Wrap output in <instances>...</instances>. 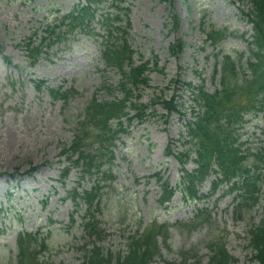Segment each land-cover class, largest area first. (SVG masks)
Returning a JSON list of instances; mask_svg holds the SVG:
<instances>
[{"label": "rangeland", "instance_id": "374dc122", "mask_svg": "<svg viewBox=\"0 0 264 264\" xmlns=\"http://www.w3.org/2000/svg\"><path fill=\"white\" fill-rule=\"evenodd\" d=\"M237 1L105 0L93 23V34L75 31L45 48L40 62L30 65L29 38L36 45L41 43L50 26L58 25L61 17L85 1L0 0V264L21 261L17 243L21 232L37 235L47 245L46 251L35 256L36 244H29L27 264L34 260L84 264V245L92 242L84 229L87 207L77 208L72 195L76 187L82 192L94 186L100 191V207L95 213L104 230L100 245L105 252L126 253L127 239L156 221L172 227L159 239L160 256L152 264H207L212 242L225 243L236 259L233 264H258L252 260L248 236L264 216V189L259 205L249 207L242 193L233 194L228 187L211 192L204 205L184 203L181 194L166 207L158 205L162 190L156 174L171 186L180 184L181 166L166 152L170 145L175 153L182 149L186 128L176 114L167 115L164 106L154 100L176 95L177 103L189 102L188 94L181 90L183 82L204 83L209 92L221 88L220 74L214 78L216 60L224 54L237 58L246 53L243 35H252V26L240 13ZM108 13L120 17L115 20L117 26L124 27L126 18L130 19L128 40L136 52V63L158 61L161 70L151 73V86L136 90L139 102L150 107V115L143 123L124 124L126 132L115 140L112 162L106 160L91 173L74 166L65 177L63 169L70 161L62 154L63 145L73 142L86 105L94 98H123L118 88L122 74L108 67L101 54L102 36L107 33L99 21ZM173 16L179 19L176 29ZM223 29L232 35L218 45L207 42L208 33ZM180 39L187 46L176 58L169 48ZM245 69L243 66L242 71L247 72ZM35 81L45 82L42 90L35 88ZM47 87L73 94L65 102L53 100ZM262 138L255 135L249 142L244 134L241 140L248 141L254 152L263 145ZM90 150L96 152L97 146ZM109 168L112 179L103 174ZM202 190L209 192L210 181ZM197 206L209 208V224L192 222ZM165 237L169 248L164 246Z\"/></svg>", "mask_w": 264, "mask_h": 264}, {"label": "trees", "instance_id": "16d2710c", "mask_svg": "<svg viewBox=\"0 0 264 264\" xmlns=\"http://www.w3.org/2000/svg\"><path fill=\"white\" fill-rule=\"evenodd\" d=\"M104 1L86 0L85 4L80 3L62 17L59 25L50 26L47 36L37 45L29 38L26 46L30 65L40 62L45 48H51L75 31L93 33V22L97 18L99 6ZM237 4L240 13L253 29V40L248 41L250 55L246 62L250 73L242 71L241 61L244 55L237 59L231 54H224L221 60H216L214 67V78L220 74L219 90L209 92L204 83L194 85L191 82H183L181 90L188 94L189 102L177 103L176 95L170 99L160 96L154 100L164 106L167 114L174 113L179 116L187 130V137L183 136V149L174 153L170 146L167 150V155L174 154L182 166L180 185L172 187L163 177L157 176L162 188L158 202L160 206L171 202L176 192H181L186 202L200 201L205 197L200 193L201 186L208 178L216 175L220 176H216L212 183L213 192L225 183H232L234 179L240 178L241 184L234 182L231 191L244 190L243 200L248 207L259 201L261 187L264 185V177L261 176L264 169V150L244 155L238 144L237 132L243 123L244 115L264 111V0H249L247 4L238 0ZM115 20H120V17L108 13L100 21L101 27L107 32V35L102 37L104 47L101 54L106 65L122 74L118 88L123 93V98L101 101L94 98L86 105L76 125L73 142L70 146L63 145L62 154L70 161L69 166L63 169L65 177L74 166L81 167L84 173H91L96 168L100 169L106 160L112 162L115 158L112 150L115 139L125 131L123 119L129 122L138 119L143 122L150 115V107L139 102L141 97L136 95V90L150 87L151 73L161 69L158 61H141L139 64L135 62V51L128 41L131 23L126 18L125 26L122 27L117 26ZM172 22L174 28H178L177 16H173ZM231 34L227 29L215 30L207 34V42L218 45ZM186 46L187 43L180 39L171 44L169 52L171 56L178 58ZM34 86L41 90L45 82L35 81ZM107 89L111 91L110 87ZM47 91L53 100L63 102L73 94L63 88L47 87ZM131 111L136 113L130 116ZM114 121H118L119 128L114 127ZM95 145L96 152H91L90 148ZM74 156H77L76 159H73ZM249 156H253V162H248ZM191 160L195 162L196 167L188 170L186 165ZM35 169L37 168H34L33 172ZM103 174L114 178L110 168ZM72 198L75 206L85 204L89 211L84 229L87 238L92 242L84 245V264H152L160 256L159 239L164 237V234L167 236L170 225L151 222L142 233H136L127 239L126 253L105 252L100 245L104 230L95 213L100 207L98 187L94 186L83 192L75 188ZM210 219L211 212L208 209H200L192 222L202 221L199 225H203L209 224ZM163 242L167 248L170 247L166 237ZM17 243L21 260L18 264H27L24 260L27 259L26 248L29 244H36L35 256H40L41 252L47 249L45 239L26 232L19 233ZM248 247L254 252L252 260L264 264V216L259 225L250 230ZM209 250L208 264L236 262L226 249L225 243L212 242L209 244ZM39 261L34 260L33 264H42Z\"/></svg>", "mask_w": 264, "mask_h": 264}, {"label": "bare ground", "instance_id": "6f19581e", "mask_svg": "<svg viewBox=\"0 0 264 264\" xmlns=\"http://www.w3.org/2000/svg\"><path fill=\"white\" fill-rule=\"evenodd\" d=\"M239 141V140H238Z\"/></svg>", "mask_w": 264, "mask_h": 264}]
</instances>
